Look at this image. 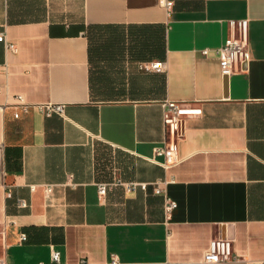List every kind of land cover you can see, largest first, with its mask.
Wrapping results in <instances>:
<instances>
[{
    "label": "crops",
    "instance_id": "crops-1",
    "mask_svg": "<svg viewBox=\"0 0 264 264\" xmlns=\"http://www.w3.org/2000/svg\"><path fill=\"white\" fill-rule=\"evenodd\" d=\"M169 2L0 0V32L16 46L0 42L6 264H110L113 254L124 264L264 262V0ZM243 19L250 59L226 77L217 50ZM155 61L166 71L140 70ZM18 95L66 104L65 116L25 113ZM167 100L203 110L186 118L169 167L154 155ZM117 180L148 188L112 185L101 197L99 184ZM167 197L178 204L171 219ZM217 238L244 260L206 262Z\"/></svg>",
    "mask_w": 264,
    "mask_h": 264
},
{
    "label": "built area",
    "instance_id": "built-area-1",
    "mask_svg": "<svg viewBox=\"0 0 264 264\" xmlns=\"http://www.w3.org/2000/svg\"><path fill=\"white\" fill-rule=\"evenodd\" d=\"M167 7L171 4L169 0H162ZM230 36L226 43L219 48L218 54L220 57L222 75L230 77L233 74L245 71V68L249 62L250 52V38H249V20H232L230 22ZM0 42L5 43L11 50H15L16 46L9 42L7 33L5 31L0 32ZM203 55L208 56L210 53L209 49L203 50ZM142 71H166V63L163 61L145 62L139 65ZM17 103L14 105L16 108L21 109L23 112L28 113L31 108H38L44 115L50 117L54 114L59 116H65L66 104H29L25 97L22 95L16 96ZM203 113L202 108L194 106L189 102H178L174 100H167L164 102V122H165V140L162 145L157 146L154 149L155 157L162 156L165 158L163 165L169 167L180 162L179 157V140L185 134V123L186 118L190 116H198ZM19 116V112L16 113ZM112 185H122L128 192L137 190L138 188L147 189V183H126L122 180H117L112 184L101 183L99 184L100 196H105ZM36 186H33L35 189ZM45 194L50 197L53 193L54 186H44ZM165 192L162 187V183L158 182L155 187L156 194H163ZM21 207H28L26 200L20 201ZM178 204L176 201L166 198L165 211L167 219H171L174 210ZM27 236H22V241H26ZM53 258L56 262L60 261V252L57 250L53 251ZM244 258L239 257L233 247V240L229 238H217L211 243L210 250L206 254L205 261L208 263H227V262H238ZM0 264H6L5 260H0ZM110 264H124L120 258L113 254ZM249 264H264V262H250Z\"/></svg>",
    "mask_w": 264,
    "mask_h": 264
}]
</instances>
